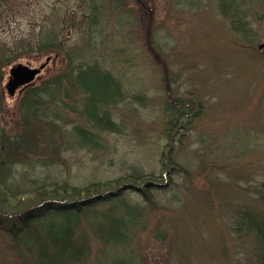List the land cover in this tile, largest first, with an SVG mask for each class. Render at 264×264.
I'll return each mask as SVG.
<instances>
[{
  "label": "rangeland",
  "instance_id": "obj_1",
  "mask_svg": "<svg viewBox=\"0 0 264 264\" xmlns=\"http://www.w3.org/2000/svg\"><path fill=\"white\" fill-rule=\"evenodd\" d=\"M93 1L95 14L92 0H0V56L10 60L0 89L5 135L23 137L24 92L9 98L3 89L12 65L37 68L50 58L35 87L71 54L109 73L123 92L108 108L119 132L99 133L105 149H38L31 159L52 162L19 166L14 182L25 171L29 180L76 186L114 181L132 168L155 177L161 189L151 204L134 193L123 197L142 212L129 244L113 249L91 237L87 264H254L260 241L241 218L264 220V53L257 50L264 0H234L238 9L228 15L221 0ZM236 22L248 32L235 31ZM43 31L59 51L27 49ZM173 101L192 107L178 122L182 129L169 130ZM82 124L69 115L51 140H79L73 126ZM106 207L86 213L89 226L100 225Z\"/></svg>",
  "mask_w": 264,
  "mask_h": 264
},
{
  "label": "trees",
  "instance_id": "obj_2",
  "mask_svg": "<svg viewBox=\"0 0 264 264\" xmlns=\"http://www.w3.org/2000/svg\"><path fill=\"white\" fill-rule=\"evenodd\" d=\"M220 3L224 15L238 9L234 0ZM91 6L95 14L97 6L93 0ZM234 30L241 34L248 32L240 22H236ZM56 41L51 33L43 31L37 45L27 49L37 54L59 51ZM75 60V56L68 54L58 74L23 91L18 107L23 137L0 131V264H87L92 253L91 237L113 249L126 246L142 212L130 205L124 195L134 193L151 204L152 193L161 189L154 176L135 168L117 180L84 186L65 180L55 182L47 177L29 180L27 171L20 175V184L14 182L13 174L19 166L52 162V159H31L29 156L38 155V149H51L57 155L69 145L99 151L105 149L99 133L119 132L109 118L108 108L122 99L121 85L97 65L87 66ZM0 63L1 89L2 71L10 60L0 56ZM173 102L166 106V111L175 116L169 130L182 129L178 122L190 117L192 107ZM71 114L83 123L73 126V135L79 140H51L64 133L62 129L69 124ZM101 205L107 207L98 213L100 225L89 226L86 213L96 214L94 208ZM242 218L247 230L260 241L254 252V264H264V220Z\"/></svg>",
  "mask_w": 264,
  "mask_h": 264
},
{
  "label": "water",
  "instance_id": "obj_3",
  "mask_svg": "<svg viewBox=\"0 0 264 264\" xmlns=\"http://www.w3.org/2000/svg\"><path fill=\"white\" fill-rule=\"evenodd\" d=\"M258 50L264 51V43L258 46ZM49 61L50 58H46L45 62L37 68L22 64L12 65L8 70V78L3 87L6 95L13 98L20 90L32 85Z\"/></svg>",
  "mask_w": 264,
  "mask_h": 264
}]
</instances>
